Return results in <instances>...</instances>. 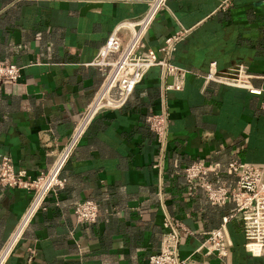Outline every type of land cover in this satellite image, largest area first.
I'll return each instance as SVG.
<instances>
[{"label":"crops","instance_id":"1","mask_svg":"<svg viewBox=\"0 0 264 264\" xmlns=\"http://www.w3.org/2000/svg\"><path fill=\"white\" fill-rule=\"evenodd\" d=\"M146 2L0 0V59L22 66L18 82L0 90V157L10 155L32 174L52 161L102 81L87 63L116 24L141 14ZM181 29L170 60L187 70L183 88L163 92L160 67L152 66L123 106L98 112L61 171L64 187L49 193L4 264H147L159 250L165 212L183 224L179 255L187 257L233 211V201L211 204L191 188L182 168L200 158L264 164L263 95L249 91L264 90L262 0H167L143 46L157 48ZM210 70L215 79L206 77ZM163 94L167 141L160 152L144 118ZM218 177L235 185L224 169ZM85 197L98 203V215L78 223L73 203ZM29 198L0 184V250ZM225 235L223 258L201 248L186 264L264 260V243L244 237L239 216L226 222Z\"/></svg>","mask_w":264,"mask_h":264},{"label":"built area","instance_id":"2","mask_svg":"<svg viewBox=\"0 0 264 264\" xmlns=\"http://www.w3.org/2000/svg\"><path fill=\"white\" fill-rule=\"evenodd\" d=\"M166 1L147 0L146 8L141 14L121 20L98 47L95 56L87 64L101 71L102 81L82 109L65 143L45 168L32 174L26 167L17 166L10 155L3 154L0 157V184L21 188L30 193L16 229L0 250V264H4L33 215L39 209L45 208L49 193H56L64 187L66 178L61 175V171L68 160L77 155L80 140L98 112L123 106L136 84L152 66L160 67L163 92L183 88L187 70L171 62L170 57L175 43L185 30L169 34L157 48L143 46L147 30L156 14L166 7ZM262 6L264 10V0ZM21 69L22 66L16 62L0 59V90L6 85L17 83L21 77ZM206 77L215 79L216 71L210 70ZM249 91L263 95L261 108L264 109V90L260 87H249ZM144 120L154 132L159 151L162 152L167 141L165 94L161 97L159 109L146 114ZM221 169L235 176V185L232 188L218 177ZM182 174L191 188L199 187L204 191L211 204L221 205L229 200L233 201V211L222 216L219 226L206 231L201 246L187 257L179 255L180 230L183 224L176 216L165 212L159 250L148 256L147 264H186L194 259V254L201 248L205 255H213L215 259L223 258L227 246L226 222L235 216H239L247 240L264 243V164L256 165L234 157L222 166L219 162H206L200 158L185 165ZM73 210L78 223H90L96 220L99 206L94 199L85 197L73 203ZM202 263L225 264L214 259H206ZM260 264H264V260Z\"/></svg>","mask_w":264,"mask_h":264}]
</instances>
